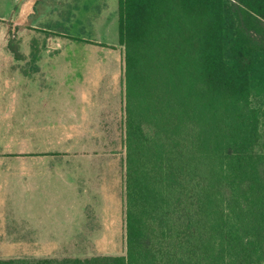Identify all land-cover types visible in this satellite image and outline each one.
I'll list each match as a JSON object with an SVG mask.
<instances>
[{
  "label": "trees",
  "instance_id": "16d2710c",
  "mask_svg": "<svg viewBox=\"0 0 264 264\" xmlns=\"http://www.w3.org/2000/svg\"><path fill=\"white\" fill-rule=\"evenodd\" d=\"M118 42L125 252L0 264H264V0H118Z\"/></svg>",
  "mask_w": 264,
  "mask_h": 264
},
{
  "label": "crops",
  "instance_id": "0c3cea01",
  "mask_svg": "<svg viewBox=\"0 0 264 264\" xmlns=\"http://www.w3.org/2000/svg\"><path fill=\"white\" fill-rule=\"evenodd\" d=\"M44 2L10 0L6 9L13 8V13L0 17L4 26L0 29V80L11 90L23 92L25 107V118L20 121L24 126L16 130L23 135L24 146L16 151L10 146L0 149V233H95L96 224L91 218L97 215L91 212V205L100 201L96 195L101 194L95 188L102 189L108 180L111 194L115 179L122 197L124 193L125 148H121L120 140V147L114 149L113 141L114 134L119 138L121 131L124 137L122 70L117 69L116 95L112 93V82L90 89L83 83V76H78L83 62L74 60L80 51L74 45L83 41L85 45H99L112 39L104 29L98 31L97 39H77L75 34L47 24H110L115 17L118 20V0ZM94 2L96 11L91 7ZM109 10L115 13L112 17ZM40 31L46 32L45 41ZM10 46L15 49L10 50ZM104 53L111 60V54ZM94 89L98 93L92 95L89 90ZM69 92L72 96L62 99ZM87 97L90 101L102 97V103L90 111L67 109L75 99L79 98L81 104L80 98ZM16 99H8L10 104L0 111V121H11ZM36 105L41 110L38 106L32 108ZM7 129L9 132L12 127L7 125ZM82 139L98 145L82 146ZM82 217L85 225L81 224Z\"/></svg>",
  "mask_w": 264,
  "mask_h": 264
},
{
  "label": "rangeland",
  "instance_id": "374dc122",
  "mask_svg": "<svg viewBox=\"0 0 264 264\" xmlns=\"http://www.w3.org/2000/svg\"><path fill=\"white\" fill-rule=\"evenodd\" d=\"M10 3V0H0V17L5 16L8 11L6 5ZM48 4V2H47ZM8 6V5H7ZM92 11H96V3L91 5ZM59 9V8H56ZM111 17L115 14L114 11L109 10ZM8 17V16H7ZM6 17V18H7ZM5 23V22H4ZM80 23V22H79ZM48 27L63 30L68 34H75L77 39L79 38H98V31L104 29L106 31V36L111 38L109 42H100L99 45H85L84 41L74 45L75 48L80 50L77 54L78 58L74 59L76 61L83 62L78 76H83V83L89 85V88L93 86L103 87L112 82V93L115 95L118 92V81H119V70H122L123 75V49L120 46L118 40V20L115 17L112 19L111 23L107 25H91L90 27H84L80 24L78 25H66L63 23H58L56 26L53 23H48ZM3 28V22L0 20V29ZM102 36L105 33L102 32ZM42 39L45 41V31H40ZM40 34L38 37H41ZM23 38V36H22ZM22 48V46L20 47ZM102 51V52H99ZM81 52V53H80ZM111 54L110 57L105 54ZM85 55V56H83ZM3 80H0V111H5L7 106L10 104L9 98L16 97L17 105L14 107V112L10 116L11 121H0V149L3 150L5 146H10L11 151L20 150L24 146L23 135H19L16 132L17 129L23 128V121L25 118V107L23 92L20 90H11L6 84H2ZM81 86L83 84L80 83ZM121 99L123 100V84L121 82ZM15 88V87H13ZM17 88V87H16ZM104 88H101V93H103ZM90 93H98L96 89L89 90ZM14 92V94H12ZM72 92H69L68 96H63L62 99H67L72 96ZM87 93V91H85ZM12 94V95H11ZM92 94V95H93ZM106 94H108L106 92ZM93 97V96H91ZM102 99V97H101ZM100 99V100H101ZM79 98L72 101L73 106L67 107L72 111L77 109L90 111L92 108L99 106L102 103L97 99L84 98L81 99V104H78ZM40 105L32 107L36 109ZM57 108V107H56ZM66 108V107H65ZM63 108L62 110H64ZM81 108V109H80ZM15 121V122H13ZM19 121V122H17ZM7 125H10L12 129L8 132ZM23 125V126H22ZM9 128V127H8ZM8 132V133H6ZM23 132V131H22ZM114 149L120 147L124 149L123 145V132L121 131V136L119 138L113 136ZM94 141L89 139H82V146L87 145H98ZM93 147V146H92ZM118 157L114 158V163L117 161ZM19 160V159H18ZM21 161V160H20ZM110 182L107 180L106 184L101 187L95 188L96 191H100L101 194H97L98 203L96 205H91V212H95L97 217L91 218L95 222L96 227L95 233H81V234H71V233H42L37 235H25L24 233H0V258H13L19 256H39V257H89L92 255H118L125 252V225H124V193L123 197L118 189V182L113 180L112 193L109 190ZM103 194V195H102ZM102 196V197H101ZM122 202V203H121ZM123 204V205H122ZM123 206V213H122ZM105 208V209H104ZM101 215V218L99 216ZM123 218V221H122ZM85 219L81 220V224H84ZM122 222V224H121ZM13 228H5L4 230L9 231ZM87 229V228H86ZM70 247V248H69Z\"/></svg>",
  "mask_w": 264,
  "mask_h": 264
},
{
  "label": "flooded vegetation",
  "instance_id": "af4514ba",
  "mask_svg": "<svg viewBox=\"0 0 264 264\" xmlns=\"http://www.w3.org/2000/svg\"><path fill=\"white\" fill-rule=\"evenodd\" d=\"M14 1H15V0H14ZM44 1H45L44 4L47 5V1H48V0H44ZM16 3H17V2H16ZM13 11H14L13 8L10 9V8L8 7V13H9V15L12 14ZM9 18H10V17L8 16V17H7V20H8Z\"/></svg>",
  "mask_w": 264,
  "mask_h": 264
}]
</instances>
